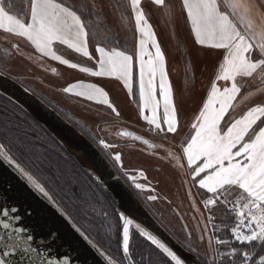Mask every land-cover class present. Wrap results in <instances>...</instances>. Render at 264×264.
<instances>
[{
	"label": "snow or ice",
	"instance_id": "snow-or-ice-1",
	"mask_svg": "<svg viewBox=\"0 0 264 264\" xmlns=\"http://www.w3.org/2000/svg\"><path fill=\"white\" fill-rule=\"evenodd\" d=\"M127 4L138 34L135 61L117 44H112L109 49L97 41L96 57L89 51V37H96L97 28L106 31L102 28L103 18L98 11L101 6L99 0H80L79 4L71 0H0V30L26 40L37 53L36 59L46 57L91 77L120 80L134 101L135 67L139 83L137 107L141 118L149 126L148 131L164 135L172 133V139H178L181 137L179 108L166 72L165 55L146 17L142 0H127ZM151 4L165 9L166 14L171 13L167 0H151ZM123 7L122 3L117 4V11ZM181 10L187 15L196 45L223 50L216 53L222 56V60L218 62L208 96L190 126L194 134L179 139L183 156L174 157L181 169L186 160L192 185L198 186L200 202L208 214L206 220L201 216L191 229L181 216L185 233L181 247L196 259H201L194 241L203 242L207 237V264H264V103L249 108L239 118L229 116L230 110L234 111L237 106L234 102L238 97L239 103H245L256 94H264V0H181ZM108 43H111V37L106 32L104 44ZM57 45L94 61L96 67L66 59L58 53ZM12 49L22 55L18 44H13ZM0 54L7 58L11 52L2 49ZM219 82H224V86L221 87ZM248 83L258 87L255 92L241 95ZM62 91L103 105L117 117L121 115L109 94L96 84L78 82ZM120 135L131 136L127 132ZM131 138L148 143L139 136ZM98 143L103 149L115 147L103 139ZM151 147L154 150V146ZM111 159L122 167L120 154L111 156ZM0 160L22 173L34 191L55 205L45 187L33 176L23 173L3 145H0ZM139 176L143 178V173ZM127 179L140 193L154 191L150 186L136 182V176L129 175ZM189 196L191 198V191ZM146 199L154 201L157 196L150 195ZM17 211L12 207L0 212L7 218L0 220V229L3 230L0 246L5 249L3 255L8 257L19 251L22 259L28 258V264H69L67 257L57 260L47 250L38 252L37 247H33V236L27 234L24 228L14 226L21 217L10 215V212ZM196 211L199 212V209ZM217 211L222 212L220 225L216 223ZM119 219L122 224L117 244L122 249L123 264H136L130 245V226L134 221L123 214ZM229 220L230 224L227 223ZM102 226L106 234L112 233L107 223ZM136 228L139 236L158 250V264H188L173 248L143 226L137 224ZM225 230L230 232V238H222ZM76 231L101 258L102 264H120L116 257L109 256L81 229L76 228ZM49 242L41 240L39 243L42 246ZM143 259L141 257V262ZM0 264L12 262L0 259ZM148 264H152L151 253Z\"/></svg>",
	"mask_w": 264,
	"mask_h": 264
},
{
	"label": "rangeland",
	"instance_id": "rangeland-1",
	"mask_svg": "<svg viewBox=\"0 0 264 264\" xmlns=\"http://www.w3.org/2000/svg\"><path fill=\"white\" fill-rule=\"evenodd\" d=\"M71 2L79 4L80 0H71ZM167 2L171 6L170 14H166V10L163 8L156 6L154 8L145 3L143 8L165 55L166 70L173 88V98L179 108L181 137L178 139H172V133L153 134L145 127L135 125L134 123L139 124L135 110L127 102L125 92L117 88L119 84L116 80L76 73L67 70V66L58 64H54L55 72L51 73V71L40 69L38 64L31 62V53L28 52V49L21 52L23 56L17 53V55L11 54L5 58L0 54V71L45 99L80 130L84 131L120 176L130 184L159 223L181 243L185 239L181 216L191 229L197 221L201 220V216L206 220L208 214L204 212L197 187L192 185L186 160L183 161L184 168L181 169L177 167L174 157L183 156L179 147V139L194 134L190 126L207 98L215 78L217 63L222 60V56H217L216 53L220 52L216 50L197 48L186 28L185 13L181 10L180 0H167ZM99 3L101 6L98 11L103 18L102 28L106 31L97 28L96 37H89V51L96 57L97 41L110 49L112 44L118 43L119 47V39L125 40L126 44H129L128 46L133 49L136 45L137 33L135 24L132 25V13L127 0H99ZM121 3L124 7L117 11V4ZM106 32L109 36H113L111 43L108 44H104ZM72 60L73 58H71ZM80 61L85 66L96 67L94 61L87 59ZM77 63L79 62L77 61ZM78 82L92 83L102 87L109 94V98L119 110L121 117H117L103 105L94 104L62 91L63 88L69 86L68 84ZM219 84L221 87L224 86L223 82H219ZM256 87L258 85L248 83L241 95L248 91L255 92ZM239 100L240 97L234 102L237 106L234 111L230 110L229 116L239 118L249 108L264 103V94H256L245 103H239ZM221 123L223 125L224 121ZM122 129L131 130L150 140L155 144L154 150L121 138L118 136V131ZM100 139L115 145V147L103 149L98 143ZM117 153L121 155L122 167L111 159V156ZM140 173H143V178L139 176ZM129 175L136 176V182L150 186L154 191L138 192L133 182L127 179ZM71 184L74 185V183ZM189 191L192 193L191 198ZM150 195H156L157 199L147 200L146 198ZM193 200H195V207ZM70 203L72 202L69 201L68 205L75 206L78 209L77 213L85 219V222L92 219L98 221V231L103 241L116 240L120 231L119 225L105 209L97 208L87 200L72 203L73 205ZM197 208L199 212L196 211ZM105 223L112 228L111 234H106L102 226ZM201 229H203V224H201ZM194 246L201 257L208 260L207 237L203 242L194 241Z\"/></svg>",
	"mask_w": 264,
	"mask_h": 264
},
{
	"label": "water",
	"instance_id": "water-1",
	"mask_svg": "<svg viewBox=\"0 0 264 264\" xmlns=\"http://www.w3.org/2000/svg\"><path fill=\"white\" fill-rule=\"evenodd\" d=\"M0 95L22 109L61 146L102 193L119 218L123 214L134 221L131 230L138 233L136 225L139 224L173 248L188 261V264L193 262L202 264L199 259L182 248L181 243L155 219L102 152L75 126L14 78L1 71ZM122 132L139 136L148 143L134 141L131 136H121ZM118 136L149 149H152L151 146L155 147L150 140L128 129L118 131ZM8 156L23 173L31 175L9 154ZM12 207L18 211L10 212V215L21 217L14 226L24 228L27 234L33 236L32 245L37 247L38 252L47 250L57 260L67 257L69 264H102L101 258L76 231L79 227L66 212L56 203L53 205L47 197L34 191L22 173L4 160H0V212L5 208L10 210ZM6 219L0 215V220ZM0 235H3L2 229ZM41 240L50 242L41 246L39 243ZM4 251L5 249L0 246V259L11 261L12 264H28V258L22 259L19 251L8 257L3 255Z\"/></svg>",
	"mask_w": 264,
	"mask_h": 264
},
{
	"label": "trees",
	"instance_id": "trees-1",
	"mask_svg": "<svg viewBox=\"0 0 264 264\" xmlns=\"http://www.w3.org/2000/svg\"><path fill=\"white\" fill-rule=\"evenodd\" d=\"M132 25H134L133 19ZM110 37L112 38L113 36L110 35ZM119 42V48L124 50L127 54H131L132 48L128 46L129 44L127 45L126 41L121 39H119ZM32 93L35 94L34 92ZM35 95L58 112L65 120L74 125L49 102L37 94ZM74 126L89 138L84 131L80 130L76 125ZM89 139L94 143L91 138ZM0 144L4 146L7 153L19 165H21L45 187L54 202L66 212L72 221L86 235L96 241L98 246L104 249L109 256L116 257L117 260L123 264L121 249L117 244V237L115 241H103L102 236L98 231V221L92 219L89 221L91 223L85 222V219L77 213L78 209L75 206L72 207L68 205L69 201L73 204L82 200L90 201L97 208H103L107 213L111 214L120 228V219L109 202L83 170L39 124L30 118L22 109L1 95ZM123 179L125 180V178ZM71 183H74V185ZM126 183L130 186L127 181ZM134 193L136 194V192ZM136 196L139 198L137 194ZM140 201L143 203L141 199ZM72 203L70 204L73 205ZM150 213L152 214V212ZM215 215L217 216L216 223L220 225L221 221L219 220V217L222 215V212L217 211ZM227 223L230 224L231 220L227 221ZM222 238H230V232L225 230L222 233ZM130 245L136 264H148L150 253L152 264H158L156 257V252L158 250H155L154 246L144 238L140 237L134 230H131ZM141 257L144 258L143 262H141ZM199 260L202 264H207L208 261L203 257Z\"/></svg>",
	"mask_w": 264,
	"mask_h": 264
},
{
	"label": "crops",
	"instance_id": "crops-1",
	"mask_svg": "<svg viewBox=\"0 0 264 264\" xmlns=\"http://www.w3.org/2000/svg\"><path fill=\"white\" fill-rule=\"evenodd\" d=\"M144 3L147 6H153L155 8V5L151 4V0H142V6H143ZM180 3H181V0H180ZM132 19H133V17H132ZM185 21H186V28L189 30L190 37L192 38V41H193L194 37L191 34V29H190V25L187 22L186 13H185ZM133 22L135 24L134 19H133ZM136 38H137L136 41H135L136 45L132 49L131 54H129V55L133 56L134 61H135L136 52H137L138 34H137ZM194 43H195V40H194ZM13 44H18L19 45L20 52H24V51H26L28 49V52L31 53V57H30L31 62L38 64V67H40V69H43V70H46V71H51V73H53V72H55V71H53V69H55V65L54 64L60 65L58 62L52 61V60H50L49 58H46V57L45 58H41V59H36L37 53H35V51L31 47V45L26 40H23L22 38L14 36V35H11V34L4 33L2 30H0V50L1 49H7V50H9V52H11L12 55H17V52L14 49H12V45ZM196 46H197V48H201V49H204V50L208 49V48H203L200 45H196ZM211 50H216V51H219V52L223 51V50H218V49H211ZM57 51H58V53L60 55H63L66 59H69L70 61H71V58H73L72 62L74 61V62L77 63V61H78L81 64L80 60L81 59H86V58L78 56L75 53H72L69 49L65 48L64 46L57 45ZM22 56H23V54H22ZM217 67H218V63H217L216 69H217ZM165 68H166V64H165ZM66 69L67 70H72V71H74L76 73H80L78 70L70 69L68 67ZM166 72H167V70H166ZM215 74H216V72H215ZM107 78L108 77H105V79H107ZM109 79H113V80L117 81V83L119 84L120 88L126 94L127 102L135 110L136 117L138 119L139 124H137V123H134V124L135 125H141V126L145 127L148 130L149 126L141 118L140 113H139V109L137 107V105L139 103V83H138V72L135 70V67H134V82H133V91L136 93L135 101L129 96V93H128L127 89H125L123 87V84H122V82L120 80L115 79V78H109ZM157 84H158V80H157ZM68 85H71V84H68ZM161 112H162V109H161ZM119 117H121V116H119ZM196 187H197V190H198V186H196ZM200 191H203V190H200Z\"/></svg>",
	"mask_w": 264,
	"mask_h": 264
},
{
	"label": "bare ground",
	"instance_id": "bare-ground-1",
	"mask_svg": "<svg viewBox=\"0 0 264 264\" xmlns=\"http://www.w3.org/2000/svg\"><path fill=\"white\" fill-rule=\"evenodd\" d=\"M117 88H118L120 91H122V92H123V90H122V89H121L119 86H118ZM130 227H133V225H132V226H130Z\"/></svg>",
	"mask_w": 264,
	"mask_h": 264
},
{
	"label": "built area",
	"instance_id": "built-area-1",
	"mask_svg": "<svg viewBox=\"0 0 264 264\" xmlns=\"http://www.w3.org/2000/svg\"><path fill=\"white\" fill-rule=\"evenodd\" d=\"M202 206H203V204H202ZM203 208H204V206H203Z\"/></svg>",
	"mask_w": 264,
	"mask_h": 264
}]
</instances>
